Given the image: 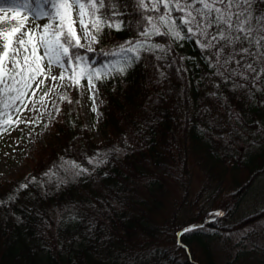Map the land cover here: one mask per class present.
I'll return each instance as SVG.
<instances>
[{
  "label": "trees",
  "instance_id": "trees-1",
  "mask_svg": "<svg viewBox=\"0 0 264 264\" xmlns=\"http://www.w3.org/2000/svg\"><path fill=\"white\" fill-rule=\"evenodd\" d=\"M9 3L0 0L4 8ZM151 3L158 0H144L148 7L135 0L112 5L120 15L113 18L111 29L94 32L96 51L88 54L94 64L119 61L111 53L121 44L142 39L139 29L142 24L150 27L146 24L150 15L161 31L166 30L159 13L150 10ZM27 14L7 11L0 28L19 26ZM172 16L178 24L180 14ZM116 23L121 24L119 29ZM197 38L156 35L151 43L160 48L152 55L160 59L142 58L126 74L96 81L104 117L100 143L84 124L79 85L74 86L47 142L36 153L31 172L0 182V264H217L211 236L264 217L261 210L234 223L224 218L208 224L211 232L198 230L180 237L184 247L176 243L181 228L201 224L204 212L198 200L207 190L213 189L214 202L231 196L233 210L264 173L261 97L254 106L238 103L239 111L248 114L245 124L261 131L259 147L250 155L218 154L204 134L206 121L200 116L198 98L202 76H210L212 69ZM220 87L226 91L225 84ZM122 137L132 143L125 144ZM191 153L205 168L208 182L188 204ZM100 159L106 162L96 165ZM77 165L88 168L90 175L76 177ZM173 192L180 194L174 203ZM166 242L173 246L166 247Z\"/></svg>",
  "mask_w": 264,
  "mask_h": 264
},
{
  "label": "snow or ice",
  "instance_id": "snow-or-ice-1",
  "mask_svg": "<svg viewBox=\"0 0 264 264\" xmlns=\"http://www.w3.org/2000/svg\"><path fill=\"white\" fill-rule=\"evenodd\" d=\"M135 2L148 7L144 0ZM33 3L37 7L34 8ZM114 3L118 4L119 0H11L6 9L0 6V11L7 10L17 15L30 11L31 19L47 20L43 25L37 23L33 28H28L25 20H21L16 27L0 28V135L18 128L21 123L26 126L36 123L35 119L25 115L29 111H35L38 116L43 115L35 107L29 109L25 101L31 102L36 96V91L49 78L53 67L61 69L58 76L51 75L53 82L63 80L65 74L71 72L68 79L72 84L78 86L82 80H86L90 98L95 101V94L99 91L96 81H100L102 76L112 78L114 73L126 74L142 58L160 59L152 55L154 49L160 48L159 44L151 43L156 35L170 36L176 40L198 36L197 45L215 61L214 65L209 63L210 67L216 68L214 75L220 76L224 82L233 80L234 86L240 88L244 84L234 80V77L245 82L250 80L253 88L258 83L264 84V8H255L256 4L264 5V0H158V3H151L150 10L159 13L157 18L166 30L161 31L153 16H148L146 24L150 27L142 24L139 29L142 39L121 44L118 52L111 53L113 57L120 58L115 64L109 61L97 65L88 54L96 51L92 43L98 42V36L89 32L88 25L91 24L96 34L102 33L105 27L111 29L113 18L120 15L112 7ZM160 4L164 9L162 13ZM45 5L49 7L45 8ZM173 12L180 14L178 24L172 16ZM74 14L84 29L85 39L91 36L87 47L81 44V38L77 35ZM86 16L89 18L87 22ZM141 17L143 19V13ZM105 18L108 20L107 25L104 23ZM4 19L0 17V20ZM115 26L119 29L121 24L116 23ZM233 63L235 67L230 66ZM256 65H260V68ZM41 76L44 79H38ZM47 95L48 92H45L44 96ZM211 95L215 96L216 93ZM64 99L62 96L61 100ZM40 100L43 103L44 97ZM96 110L94 106L92 111ZM60 111L56 107L57 116ZM122 139L125 144L132 143L130 138ZM105 162L100 159L96 165ZM88 163L92 164L93 161L89 160ZM76 168L73 173L76 177L90 175L88 168L79 165ZM22 187L27 188L28 185ZM224 214L223 210H216L201 224L181 228L176 233L177 245L184 247L180 237L193 231L206 230V225L214 224L216 218Z\"/></svg>",
  "mask_w": 264,
  "mask_h": 264
},
{
  "label": "rangeland",
  "instance_id": "rangeland-1",
  "mask_svg": "<svg viewBox=\"0 0 264 264\" xmlns=\"http://www.w3.org/2000/svg\"><path fill=\"white\" fill-rule=\"evenodd\" d=\"M33 7H37L35 3H33ZM44 7L48 8L49 6L45 5ZM255 8H264V5L256 4ZM7 16V10L0 11V17H5L6 19ZM26 18L24 20L28 28L35 27L37 23L43 25L47 22L46 19H40L39 21L31 19L30 11H28ZM74 19L76 20L75 28L77 35L81 38V44L87 47L91 36L85 39L84 29L81 28L79 19L75 14ZM88 19L86 16V22ZM88 28L89 32L95 35L90 23ZM95 44L92 43L93 48ZM40 54H43L42 49ZM208 60L209 63L211 62L214 65L215 61L213 58L208 56ZM230 66L235 67L236 65L233 63ZM256 67L259 69L260 65H256ZM211 69L212 73L210 76H202L204 84L199 90L198 98L200 116L203 121H206L203 126L204 134L214 145L218 154L236 152L250 155L259 147V133L261 131H258L256 127L247 126V123L245 124L248 114L239 111L238 103H243L247 107L259 103V97L264 99V84L258 83L253 88L250 80L245 82L240 80L239 77H234L233 79L239 80L240 83L244 84L243 88L234 86L233 80L220 83V80L223 79L213 74L216 68L211 67ZM60 71V68L53 67L49 78L36 91V96L31 102L25 101V103H28L29 109L35 107L43 113L42 116H38L35 111H29L25 114L29 119H35L36 123L29 126L21 123L18 128L0 135V182L11 181L21 174H29L31 172L32 165L36 160V153L50 136L51 126L55 120L53 118L57 116L56 107L61 109L63 102L70 97L74 89V85L68 79L71 72L66 73L63 80L55 82L51 80V75L58 76ZM213 77L215 79H212ZM38 79H44V77L41 76ZM212 82L213 84H211ZM221 84H225L226 91L220 87ZM32 87L35 89V83H33ZM45 92H48L47 96H44ZM213 92L216 93L215 96L211 95ZM29 96H31V92H29ZM62 96L65 97L64 100H61ZM231 96L234 98L233 101ZM41 97H44L43 103H41ZM79 102L86 128L92 133L96 142H102L104 118L101 112L102 100L99 92L95 94V101L90 98L86 80H82L79 84ZM94 106L97 109L95 112L92 111ZM23 118L21 117V119ZM189 168L191 180L188 204L196 200L199 191L208 182L205 168L194 153L190 154ZM172 196L171 202L174 203L179 199L180 194L173 192ZM212 196L213 189H210L198 200L199 206L204 212L200 223L204 222L209 214L216 210H223L225 213L223 216L216 218V224L223 222L222 219L224 220V218H227L226 222L229 223L246 219L256 212L264 210V173L256 177L242 201L233 210L231 196L225 195L223 198H218L215 202L212 200ZM197 212L198 210L195 208L194 214ZM210 229L206 225V230L211 232ZM210 240L217 264H226L228 261L234 264H264V217L255 223L239 227L238 229L217 232V234L211 236ZM163 244L166 247L173 246L172 242Z\"/></svg>",
  "mask_w": 264,
  "mask_h": 264
}]
</instances>
